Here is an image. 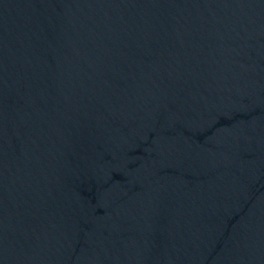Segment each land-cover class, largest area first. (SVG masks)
<instances>
[{"label": "water", "instance_id": "95a60500", "mask_svg": "<svg viewBox=\"0 0 264 264\" xmlns=\"http://www.w3.org/2000/svg\"><path fill=\"white\" fill-rule=\"evenodd\" d=\"M0 264H264V0H0Z\"/></svg>", "mask_w": 264, "mask_h": 264}]
</instances>
